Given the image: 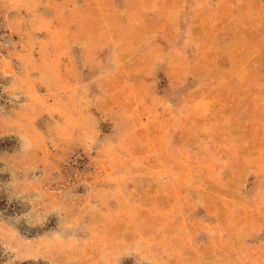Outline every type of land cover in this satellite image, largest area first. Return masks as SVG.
I'll use <instances>...</instances> for the list:
<instances>
[{
    "label": "rangeland",
    "instance_id": "rangeland-1",
    "mask_svg": "<svg viewBox=\"0 0 264 264\" xmlns=\"http://www.w3.org/2000/svg\"><path fill=\"white\" fill-rule=\"evenodd\" d=\"M168 4L0 0V264H264L237 0Z\"/></svg>",
    "mask_w": 264,
    "mask_h": 264
},
{
    "label": "crops",
    "instance_id": "crops-1",
    "mask_svg": "<svg viewBox=\"0 0 264 264\" xmlns=\"http://www.w3.org/2000/svg\"><path fill=\"white\" fill-rule=\"evenodd\" d=\"M160 1V0H159ZM177 0H170L173 4H168L167 6L162 7L158 10V16H165L167 12H176L179 5H176L175 2ZM223 1H221L220 6L223 9ZM219 3L216 4V6ZM250 6L248 12H246V5ZM215 6V5H214ZM214 9V7H213ZM232 8H224L219 12H226ZM237 10V21H238V30H240V34L243 35V42H241V46L239 49L241 53L250 51V55H248V60L245 56H240L241 59H244V62H239L237 64H230V66H236L238 70V75H240L241 69L246 68L248 65L250 66L252 63V67L257 70V80H264V62L261 59V52H264V0H237V5L235 6ZM213 12V11H212ZM162 14V15H160ZM163 29L162 33L165 36H171L172 29L168 27V23L166 21L162 22ZM200 45L202 42L197 39L196 41Z\"/></svg>",
    "mask_w": 264,
    "mask_h": 264
},
{
    "label": "trees",
    "instance_id": "trees-1",
    "mask_svg": "<svg viewBox=\"0 0 264 264\" xmlns=\"http://www.w3.org/2000/svg\"><path fill=\"white\" fill-rule=\"evenodd\" d=\"M33 264H43V263H41V262H37V263H33Z\"/></svg>",
    "mask_w": 264,
    "mask_h": 264
}]
</instances>
